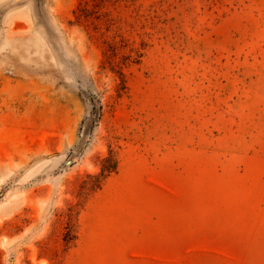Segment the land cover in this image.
Here are the masks:
<instances>
[{"label": "rangeland", "instance_id": "obj_1", "mask_svg": "<svg viewBox=\"0 0 264 264\" xmlns=\"http://www.w3.org/2000/svg\"><path fill=\"white\" fill-rule=\"evenodd\" d=\"M0 264H264V0H0Z\"/></svg>", "mask_w": 264, "mask_h": 264}]
</instances>
